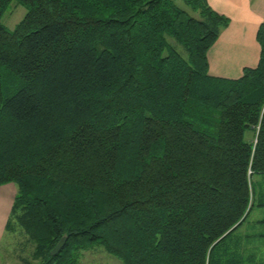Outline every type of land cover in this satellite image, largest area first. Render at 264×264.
<instances>
[{
  "label": "trees",
  "instance_id": "16d2710c",
  "mask_svg": "<svg viewBox=\"0 0 264 264\" xmlns=\"http://www.w3.org/2000/svg\"><path fill=\"white\" fill-rule=\"evenodd\" d=\"M176 1L0 0V187L16 190L4 230L24 239L18 263L101 247L121 264H247L238 231L264 208V24L257 66L211 77L229 19ZM12 3L25 15L9 30Z\"/></svg>",
  "mask_w": 264,
  "mask_h": 264
},
{
  "label": "crops",
  "instance_id": "0c3cea01",
  "mask_svg": "<svg viewBox=\"0 0 264 264\" xmlns=\"http://www.w3.org/2000/svg\"><path fill=\"white\" fill-rule=\"evenodd\" d=\"M217 14L229 19L228 26L207 52L211 77L239 79L243 70L255 68L260 48L256 32L264 24V0H206ZM13 186L0 187V246L15 195ZM264 208H254L239 229L240 251L247 264H264Z\"/></svg>",
  "mask_w": 264,
  "mask_h": 264
},
{
  "label": "rangeland",
  "instance_id": "374dc122",
  "mask_svg": "<svg viewBox=\"0 0 264 264\" xmlns=\"http://www.w3.org/2000/svg\"><path fill=\"white\" fill-rule=\"evenodd\" d=\"M176 3L180 8L189 10L181 0H177ZM24 15L25 9L12 3L3 16L2 23L7 29L12 30L23 19ZM10 185L15 188L13 184ZM253 185L257 193L264 192V177L255 176ZM22 244H24V239L20 235L6 234L0 246V264H20L14 256L19 253ZM26 255L24 254V256ZM79 264H121V262L108 255L101 247H95L92 250L82 252Z\"/></svg>",
  "mask_w": 264,
  "mask_h": 264
},
{
  "label": "water",
  "instance_id": "95a60500",
  "mask_svg": "<svg viewBox=\"0 0 264 264\" xmlns=\"http://www.w3.org/2000/svg\"><path fill=\"white\" fill-rule=\"evenodd\" d=\"M154 1V0H151ZM66 242V237H63L58 243L57 245L54 247V249L51 251V255L52 256H56L60 250L63 248V246L65 245Z\"/></svg>",
  "mask_w": 264,
  "mask_h": 264
}]
</instances>
